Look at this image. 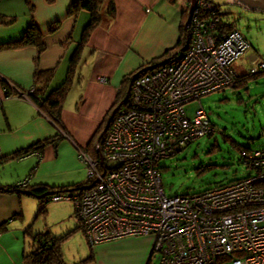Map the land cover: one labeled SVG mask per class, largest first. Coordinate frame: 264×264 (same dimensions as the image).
I'll list each match as a JSON object with an SVG mask.
<instances>
[{
	"label": "built area",
	"instance_id": "1",
	"mask_svg": "<svg viewBox=\"0 0 264 264\" xmlns=\"http://www.w3.org/2000/svg\"><path fill=\"white\" fill-rule=\"evenodd\" d=\"M203 1L193 8L186 45L131 83L128 101L101 133L97 156L79 150L88 183L50 201L73 203V220L91 246L150 237L145 264H264V148L246 153L252 173L243 179L174 196L162 188L159 161L213 128L200 104L191 117L185 105L233 89L239 75L231 63L247 49L236 30L213 37L216 2ZM4 82L6 92L14 88Z\"/></svg>",
	"mask_w": 264,
	"mask_h": 264
},
{
	"label": "crops",
	"instance_id": "2",
	"mask_svg": "<svg viewBox=\"0 0 264 264\" xmlns=\"http://www.w3.org/2000/svg\"><path fill=\"white\" fill-rule=\"evenodd\" d=\"M73 1L31 0L34 10L30 13L25 0H0V13L15 17L12 25L0 26V186L25 183L24 190L36 184L56 189L84 184L78 173L87 166L79 159V150L97 156L96 145L111 113L124 99L127 79L142 68L164 62L178 49L189 9L187 0H115V19L108 28L92 30L80 46L90 16L84 11L69 14ZM32 17L42 33L41 53L35 46H2L19 41ZM76 54L80 61L69 73ZM246 61L247 57L244 63H236L238 73L245 72ZM44 74L51 76L45 96L61 87L70 74V97L58 124L29 98V91L40 89L36 81ZM4 80L14 88L6 92ZM48 139L53 141L42 150L17 156ZM7 193L0 194V264H23V255L30 251L28 232H34L26 222L15 223L23 216L22 198ZM37 210L38 201L35 215ZM72 213L57 233L53 229L35 233H74L78 225L70 222ZM92 247L94 253L86 264H145L151 245L145 238H123ZM69 263L79 264L76 259Z\"/></svg>",
	"mask_w": 264,
	"mask_h": 264
},
{
	"label": "rangeland",
	"instance_id": "3",
	"mask_svg": "<svg viewBox=\"0 0 264 264\" xmlns=\"http://www.w3.org/2000/svg\"><path fill=\"white\" fill-rule=\"evenodd\" d=\"M213 1L220 5L221 11L225 15L228 14L225 18L235 26V30L245 39L247 45L246 52L240 53L239 57L231 63L232 69L237 72L236 63H244L245 57H247L244 64L245 70L253 71L260 68L261 65H264V12L249 10L231 0ZM184 30L186 31L185 28ZM241 78L237 80L233 89L214 92L185 105L187 115L191 117L200 104L214 128V132L196 139L174 156L159 161L162 188L167 196L200 192L218 185L228 184L252 173V170L244 164L241 150L264 148V73L247 80L244 85L243 82H240ZM239 85L240 88H238ZM69 97L70 93L66 95L63 105ZM11 168L16 167L11 166ZM78 176L80 184L88 183L87 168H82ZM20 196L23 216L18 218L15 223L18 226L22 222H26L27 226L30 224V229L34 233L45 229H53V232H56L55 230L65 221L67 222L72 210L74 213V205L71 201L48 202L46 213L36 216L37 200L26 194ZM73 213L70 222L74 223L76 227ZM41 233L43 232L41 231ZM64 235L60 233L52 236L60 239ZM27 238L29 241L31 240L30 231ZM145 239L150 246L152 239L150 237ZM26 244L28 247V241ZM57 244H60L66 264H72L69 262H73L74 259L79 264H86L85 262L89 261L85 260L91 256V252L94 253L80 230H75L62 241L58 240ZM223 264H230V261Z\"/></svg>",
	"mask_w": 264,
	"mask_h": 264
},
{
	"label": "trees",
	"instance_id": "4",
	"mask_svg": "<svg viewBox=\"0 0 264 264\" xmlns=\"http://www.w3.org/2000/svg\"><path fill=\"white\" fill-rule=\"evenodd\" d=\"M168 1H170L171 3L176 2V0H168ZM25 3L27 5L28 11L32 13L34 7L31 3V0H25ZM82 11L89 13L90 17H89V22L83 29L80 46L84 45V43L87 42L92 30H94L97 27L108 28L110 23L115 19L116 16L115 0H75L69 5L68 12L71 15H76ZM217 14H218L217 16L219 17V22L215 24L213 30L211 31V34L216 39H222L225 35H227L232 30H235L236 28L229 22L227 18H225V16L228 14L225 15V13L221 11V7L217 10ZM14 22H15V17H8L0 13V26L7 27L12 25ZM186 40H188V34L187 31H185L182 27L181 37L179 39V44L177 45L178 49L186 45L185 44ZM2 46H4L5 48H21L26 46H35L37 49V53L38 54L41 53L44 49V43L42 41V33L37 28L34 18L33 17L31 18L30 25L27 27V29L25 30L23 36L19 41ZM175 51H172V53ZM78 60L79 58L77 54L72 57L70 62L69 73L73 71L72 67L78 62ZM263 73L264 72L262 70L255 75L249 74L248 76L245 77L242 76L240 82L241 83L243 82L244 85L247 83V80L249 81ZM50 78H51L50 74H44L43 79L37 80L36 82L40 86L41 90L34 89L32 94H30L29 98L49 119H51V121L58 124L61 123L60 117L63 111V102L65 100L67 93L71 88V80H70L71 78L69 74V77L66 79V81L61 87H59L58 89L54 90L53 92L45 96L44 90ZM127 80L129 81V78ZM2 84L5 85V82L2 81ZM238 88H240V85ZM123 97L125 98V95ZM124 102L125 101L123 99L121 103L124 104ZM213 132H214V128H212V131L208 135L212 134ZM52 141L53 139H48L46 141L36 143L35 145L18 153L17 156H20L22 154L23 155L27 154L31 152V150L40 151L43 149L45 144H48ZM252 151L253 150L249 148L242 149L241 152H242L243 160L244 157L246 156V153H250ZM244 164L246 165V167L249 168V166H247V164L245 163V160H244ZM86 184L87 183L77 186H71V187H61L60 189L48 187L44 184H36L33 186H29L27 187V189L24 190L21 189L22 185L20 184L16 186H0V194L10 192V193H17L18 195L26 194L32 196L38 201V210L36 216H40L46 213V204L48 202H52L50 201V197L53 194L70 192L76 188H81ZM77 229L82 232L79 226L78 228H76V230ZM68 236L69 234L67 233L63 237H60V239H56L49 232L34 233V234L31 233L30 234L31 240L29 244L30 251L23 255L22 263L23 264H66L63 260L60 244H57V242L58 240L60 241L64 240ZM89 247L92 249L91 245H89ZM90 257L91 256H89L88 259L86 260H89Z\"/></svg>",
	"mask_w": 264,
	"mask_h": 264
},
{
	"label": "water",
	"instance_id": "5",
	"mask_svg": "<svg viewBox=\"0 0 264 264\" xmlns=\"http://www.w3.org/2000/svg\"><path fill=\"white\" fill-rule=\"evenodd\" d=\"M187 1H188L189 9H188V13H187V20H186V22H185V24H184V28H185V29L187 28V25H188V23H189V19H190V17H191V14H192L193 8H194V6H195L197 0H187ZM231 1L234 2L235 4L238 3V4H240V5H243L244 7H246V8L249 9V10H258V11H263V12H264V0H231ZM164 62H165V61H164ZM164 62H161V63H158V64H156V65H151V66H148V67L142 68V69H140L138 72L133 73V74L130 76V78H129V80H130V81H129V87H128L127 91H126V94H129L130 87H131V83H132V82L138 77L139 74H141V73H145V72H148V71H150V70H153V69H155L157 66L162 65ZM124 101H125V99H124ZM121 104H122V103H120V104L118 105V107H119ZM118 107H117V108H118ZM117 108H116V109H117ZM116 109H114V112H115ZM114 112L111 113V115H110V117H109V119H108V121H107V125L109 124V122H110V120H111V118H112ZM107 125H106V128H107ZM96 146H97V145H96Z\"/></svg>",
	"mask_w": 264,
	"mask_h": 264
},
{
	"label": "bare ground",
	"instance_id": "6",
	"mask_svg": "<svg viewBox=\"0 0 264 264\" xmlns=\"http://www.w3.org/2000/svg\"><path fill=\"white\" fill-rule=\"evenodd\" d=\"M212 2V1H211ZM203 3H207V0H205V1H203ZM220 8V5L218 4V3H216L215 4V7H214V11H216L217 12V10ZM246 52V50L243 52V53H245ZM242 53V54H243ZM258 72H260V70H256L255 72H252V73H250V72H248L247 70H245V72L243 73V74H240V73H238V75H239V79L242 77V76H248L249 74H251V75H255V74H258Z\"/></svg>",
	"mask_w": 264,
	"mask_h": 264
},
{
	"label": "flooded vegetation",
	"instance_id": "7",
	"mask_svg": "<svg viewBox=\"0 0 264 264\" xmlns=\"http://www.w3.org/2000/svg\"><path fill=\"white\" fill-rule=\"evenodd\" d=\"M130 81V80H129ZM128 87H129V82H128ZM128 87H127V89H128ZM131 88V87H130ZM127 91V90H126ZM32 92H33V90H31V91H29V94H32ZM129 93H130V91H129ZM128 96H129V94H125V102H127L128 101ZM124 102V103H125ZM112 119V118H111ZM107 124V123H106Z\"/></svg>",
	"mask_w": 264,
	"mask_h": 264
}]
</instances>
